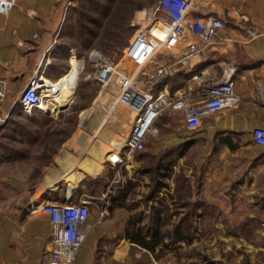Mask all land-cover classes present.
<instances>
[{
	"label": "crops",
	"instance_id": "1",
	"mask_svg": "<svg viewBox=\"0 0 264 264\" xmlns=\"http://www.w3.org/2000/svg\"><path fill=\"white\" fill-rule=\"evenodd\" d=\"M69 1L17 0L9 17L0 19V79L8 91L1 109L5 114L15 111L17 94L37 72L45 69L47 57L50 62L46 67L47 79L55 82L66 75L53 66L52 58L73 5L66 10ZM194 12L223 22L219 43L204 49L194 59L190 71L167 81L162 88L169 96H175L195 73L206 71L219 80L230 69L242 103L204 118L195 130L187 127L182 112L167 110L155 124L158 135L148 138L149 143L153 142L149 152L153 161H157L169 153L171 146L167 141L175 138V146L185 155L194 150L202 160H215L218 156L222 166L220 170H212L213 177H217L219 184L226 182L227 191H203L181 197L180 202H176L171 192L147 190L135 191L134 200L114 191L74 197L76 189L54 188L51 179L48 185L37 189L30 202L15 209L18 215L9 210L0 216V264H42L43 255L55 249L52 225L42 212L47 203H77L82 198L89 202L87 236L74 264H142L143 259L147 264H157L153 255L158 248L164 251L163 264H182L187 236L165 237L154 251L136 239L154 246L155 240L146 234L151 230L150 223L164 222L165 229L169 224L170 231L172 223L176 224L174 231L181 234L190 229L186 217L195 216V225H201L205 222L206 209L209 210L206 215L223 218L217 222L219 226L223 220L234 224L236 217H264V147L257 145L253 138L256 129H264V0H197ZM100 161L101 166L103 157ZM137 166L135 163V169ZM158 169L161 172L166 167L158 166ZM85 174L83 171L76 175L82 181ZM94 176H103L101 169ZM136 182L139 181L135 177ZM85 188L82 186L80 190L84 192ZM204 198L210 201L206 205ZM177 216L178 221L171 219L167 223L168 217ZM230 241L222 239L223 243ZM213 261L220 262L217 258Z\"/></svg>",
	"mask_w": 264,
	"mask_h": 264
},
{
	"label": "rangeland",
	"instance_id": "2",
	"mask_svg": "<svg viewBox=\"0 0 264 264\" xmlns=\"http://www.w3.org/2000/svg\"><path fill=\"white\" fill-rule=\"evenodd\" d=\"M157 1L73 0L52 59L53 66L66 74L54 86V92L71 81L74 95L69 102L53 104L55 113L51 115L36 112L32 121L16 111L0 130V216L9 210L18 215L15 209L30 202L37 189L48 185L51 179L54 188L76 189L74 197L114 191L134 200L135 191L147 190L171 192L176 202H180L181 197L203 191H227L226 182L219 184L217 177H213L212 170H220L222 166L219 157L202 160L194 150L185 155L175 146V138L167 141L171 146L169 153L157 161L150 157L153 142L147 141L144 151L133 153L123 166L111 167L105 162L115 144H124L131 118L125 108L108 113L112 105L106 99L117 96L116 84L112 82L104 87L99 83L96 68L88 58L96 51L108 62L132 69L124 60V51L143 27L139 20L144 12L154 9ZM96 3L100 5L98 10L93 8ZM91 20L99 25H91ZM81 25L94 31V35L86 36ZM73 54L78 59L72 57ZM80 59L85 65L82 70ZM100 154L104 159L101 166L102 157H97ZM135 163L139 165L136 169ZM158 166L166 169L160 172ZM100 169L103 176L95 177ZM82 170L87 174L81 181L76 174L83 173ZM135 177L139 182L135 183ZM82 186L86 187L84 192L80 190ZM202 201L205 205L210 202L206 198ZM206 213L208 209L204 211L205 222L201 225H195V216L186 217L190 229L181 234L174 231L176 224L172 223L170 231L169 224L165 229L164 222L158 221L150 223L151 230L146 224L150 230L146 234L158 242L165 237L187 236L182 264H264V237L261 235L264 217L241 216L236 217L234 224L223 220L219 226L217 222L223 218ZM171 219L178 221L180 217H168L167 223ZM228 238L230 246L222 242ZM213 241L215 246L211 245ZM153 256L157 264H163V248H158ZM215 258L220 262L213 261ZM141 263L147 264L145 259Z\"/></svg>",
	"mask_w": 264,
	"mask_h": 264
},
{
	"label": "built area",
	"instance_id": "3",
	"mask_svg": "<svg viewBox=\"0 0 264 264\" xmlns=\"http://www.w3.org/2000/svg\"><path fill=\"white\" fill-rule=\"evenodd\" d=\"M16 1L0 0V19L9 17ZM196 1L158 0L154 9L144 12V17L139 20L143 27L124 51V60L132 65V69L116 66L96 51L90 53L89 63L96 68L97 81L104 87L115 82L117 87V96L106 99L112 105L108 113L119 108L130 112V130L124 144H115L107 153L106 161L112 167L123 166L133 153L144 151L148 138L158 135L155 124L167 110L182 112L187 127L195 130L204 118L242 103L235 90L234 72L230 69L224 71L219 80L206 71L195 73L175 96H169L162 88L167 81L190 71L194 59L204 49L219 43L223 22L215 17L196 15ZM72 3L73 0L68 2L66 10ZM72 57L78 59L75 54ZM47 58L45 69L37 72L17 96L16 106L27 118L33 117L36 111L52 114L54 86L60 79L53 82L45 77L50 63ZM80 62L82 70L84 60L80 59ZM7 97L6 84L0 79V129L10 118V114L1 110ZM253 138L257 145L264 147V129H256ZM42 212L52 225L55 245L53 251L43 255L42 264H74L87 236L89 202L82 198L77 203H47ZM261 232L264 236V223Z\"/></svg>",
	"mask_w": 264,
	"mask_h": 264
},
{
	"label": "bare ground",
	"instance_id": "4",
	"mask_svg": "<svg viewBox=\"0 0 264 264\" xmlns=\"http://www.w3.org/2000/svg\"><path fill=\"white\" fill-rule=\"evenodd\" d=\"M74 92H75V88L72 82L71 81L66 82L59 90L53 92L54 93V95L52 96L54 97L53 104H56L58 106L62 103L69 102L72 99ZM52 113L55 112L52 110Z\"/></svg>",
	"mask_w": 264,
	"mask_h": 264
},
{
	"label": "trees",
	"instance_id": "5",
	"mask_svg": "<svg viewBox=\"0 0 264 264\" xmlns=\"http://www.w3.org/2000/svg\"><path fill=\"white\" fill-rule=\"evenodd\" d=\"M94 9L98 10L100 8V5H97V3L95 4V7H93ZM95 10V11H96ZM90 24L93 25V26H98V22L96 20H91L90 21ZM81 29L83 31H85V35H94V31H89L88 28H86L85 26L81 25ZM16 111H19L20 114H22V116L25 118V119H29L30 121L34 120L35 116H36V112H39V111H36L35 114L33 115V117L31 118H27L24 116L21 108L19 106L16 107L15 111L10 115V118H12L15 114ZM9 118V119H10ZM2 129V128H1ZM0 129V130H1ZM3 130V129H2ZM136 239V238H135ZM136 241H139V243L143 246H145V248H147L149 251H154L155 250V247L158 245V241L155 240V243H154V246H147L146 243L142 240V239H136ZM211 264H215V263H211Z\"/></svg>",
	"mask_w": 264,
	"mask_h": 264
}]
</instances>
